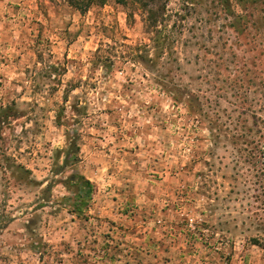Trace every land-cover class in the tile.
<instances>
[{
    "label": "rangeland",
    "instance_id": "374dc122",
    "mask_svg": "<svg viewBox=\"0 0 264 264\" xmlns=\"http://www.w3.org/2000/svg\"><path fill=\"white\" fill-rule=\"evenodd\" d=\"M102 1L0 0V264H264V0Z\"/></svg>",
    "mask_w": 264,
    "mask_h": 264
},
{
    "label": "trees",
    "instance_id": "16d2710c",
    "mask_svg": "<svg viewBox=\"0 0 264 264\" xmlns=\"http://www.w3.org/2000/svg\"><path fill=\"white\" fill-rule=\"evenodd\" d=\"M68 1L71 4L80 7L84 11L87 10L88 6H90L91 4L96 2V0H68ZM118 1L120 3H123V4H128L131 1L133 3H138L144 9H146L150 5V3L153 2L154 0H118ZM101 2H103V1L101 0ZM216 3H217V5L221 6L224 10H227V9L230 10V8H231V2L229 0H217ZM231 12H233L232 9H231ZM149 13H150V15L147 16L146 20L151 27L156 28L157 23H161V21H163L164 18L162 15H161L162 16L161 17L159 15V13L157 11H154L153 9H150ZM237 17H238V19L245 18L244 15H238ZM163 26H162V29H164ZM161 31L162 30H160V29L157 30V32H159V33ZM69 180H70V182H73V183L77 184V186H78L77 199L79 200V202L76 203V210L79 211V210H81V205L85 202V200L90 195L89 193H90L91 189L89 188V185L91 183L88 179H86L85 177H83L80 174L74 175L73 177H70Z\"/></svg>",
    "mask_w": 264,
    "mask_h": 264
}]
</instances>
